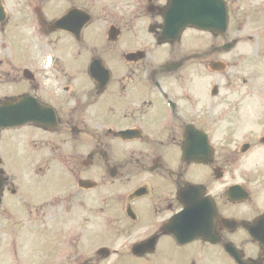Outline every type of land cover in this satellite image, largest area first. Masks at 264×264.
Returning a JSON list of instances; mask_svg holds the SVG:
<instances>
[{"label": "flooded vegetation", "instance_id": "1", "mask_svg": "<svg viewBox=\"0 0 264 264\" xmlns=\"http://www.w3.org/2000/svg\"><path fill=\"white\" fill-rule=\"evenodd\" d=\"M121 32L125 37L115 41L117 46L96 50L97 54L93 55L106 60L114 70L105 86L100 87L83 74L68 76L67 63L61 64L54 79L57 91L63 94L58 97L57 110L69 131L74 126L92 134L93 147L105 150L106 160L99 158L103 172L116 170L113 177H109L107 188L114 194L124 190L131 194L136 187H145L147 193H152L151 188L159 190L155 195L159 214L148 218L147 224L138 231L136 227L126 225L129 220L118 210L124 208L128 213L130 207L135 212L130 204L137 208L144 196L129 201L118 195L115 203L96 212L93 224L99 227V220L105 215L108 239L117 240L124 229V244L134 241L137 234V241L156 235L153 252L143 253L141 264H235L224 248L226 242L241 250L245 259L251 261L260 256L264 264V247L254 242L245 229L264 213V148L261 141L243 129L245 120L235 110L236 104L231 109H218L225 99L218 102L205 99L194 93L191 79L178 77L185 61L177 71L170 70L180 54L178 43L160 45L155 42L145 50L141 61L123 64L121 49L146 47L148 41L143 39L146 36L141 35V31ZM92 37L82 38L81 43L91 47ZM59 41L64 50L71 48L70 36L62 35ZM37 75L25 80L31 94L49 98L57 92L48 90L40 72ZM195 129L205 132L208 140V147L199 162L187 159L183 152L187 146L186 132L193 133ZM120 130H133L138 136L122 141L114 135ZM101 133H105V137H101ZM64 146L76 148L82 144L74 138L64 141ZM258 153L261 156L257 157ZM76 176L65 173L63 179L66 182ZM95 182L98 187L103 180ZM73 183L64 186V191L69 194L66 201L60 206L57 200L49 203L54 214L72 209L82 212L85 208L86 199L76 191ZM186 184L191 188L198 187V192L189 190L186 201L192 210L200 209L199 214L191 215L194 222L187 225L211 228L210 233L217 238L215 242L198 237L178 245L173 232L164 230L168 219L183 207L180 201L187 192ZM243 190L248 196L242 199ZM89 196L86 203L89 201L94 204L91 208H96L93 197L97 196ZM205 202L210 203L209 207L204 205ZM213 205L215 217L208 221L206 217ZM203 219L206 220L201 221ZM166 228H178V225L171 222ZM98 262L96 259V264Z\"/></svg>", "mask_w": 264, "mask_h": 264}, {"label": "rangeland", "instance_id": "2", "mask_svg": "<svg viewBox=\"0 0 264 264\" xmlns=\"http://www.w3.org/2000/svg\"><path fill=\"white\" fill-rule=\"evenodd\" d=\"M11 2L12 0H6ZM11 7V5H9ZM228 9L230 11V28L231 29H242L248 34H256V38L252 36L251 40L243 38L242 42L239 44L235 52L240 53V66L236 69H229L225 72V77L231 78L232 76L239 79H247V88L252 92L256 90V95L261 96L257 99L248 98L245 101L248 111H243V114L251 115L256 108L258 110H264V0H228ZM12 21V20H10ZM13 22L10 23L8 27V32L12 28ZM260 28V29H259ZM239 34V33H238ZM10 33H4L2 35V41H4L3 46L9 47L10 43L6 41L7 36ZM8 51L0 47V56L7 55ZM4 65L3 70H8L10 68L9 61L3 60ZM205 73L202 68L198 69V77H204ZM216 76V75H213ZM1 92L3 95H8L12 90L10 83H2L0 85ZM259 104L257 105V102ZM12 134H3L1 144L3 151L1 150V155L5 167L12 173L14 169V164H12L11 159L15 156L14 151L17 150V145L15 140H11ZM8 152V153H7ZM4 155V157H3ZM20 156L24 154L20 153ZM7 160V161H6ZM6 170V169H5ZM16 173V172H14ZM31 179L38 184L37 178H27ZM26 179V181H27ZM9 253V252H7ZM28 264H40L38 258L35 255L27 257ZM0 264H15L13 256L4 255L3 256V246L0 247ZM43 264V263H42Z\"/></svg>", "mask_w": 264, "mask_h": 264}, {"label": "water", "instance_id": "3", "mask_svg": "<svg viewBox=\"0 0 264 264\" xmlns=\"http://www.w3.org/2000/svg\"><path fill=\"white\" fill-rule=\"evenodd\" d=\"M189 5L190 22L198 24L200 27L214 29H224L226 16L221 5V12L214 4L213 0H186ZM216 1V0H215ZM1 122V120H0ZM7 124V123H5Z\"/></svg>", "mask_w": 264, "mask_h": 264}]
</instances>
